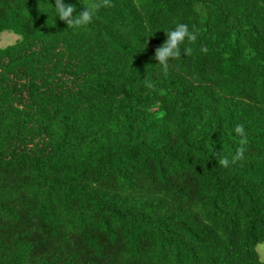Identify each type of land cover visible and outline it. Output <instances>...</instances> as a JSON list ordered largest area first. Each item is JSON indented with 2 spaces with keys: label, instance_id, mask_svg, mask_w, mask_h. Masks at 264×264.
<instances>
[{
  "label": "trees",
  "instance_id": "16d2710c",
  "mask_svg": "<svg viewBox=\"0 0 264 264\" xmlns=\"http://www.w3.org/2000/svg\"><path fill=\"white\" fill-rule=\"evenodd\" d=\"M40 2L0 0V264H262L264 0Z\"/></svg>",
  "mask_w": 264,
  "mask_h": 264
},
{
  "label": "clouds",
  "instance_id": "9594fccd",
  "mask_svg": "<svg viewBox=\"0 0 264 264\" xmlns=\"http://www.w3.org/2000/svg\"><path fill=\"white\" fill-rule=\"evenodd\" d=\"M41 4H45L48 8H45L44 12H47L52 16L55 21V18L66 22L68 28L74 30L80 29L88 26L94 19L97 11L102 6L108 5V0H103V4L97 2V0H81L83 5L82 10H78V5L76 3L68 2V0H41ZM51 9V11H49ZM166 39L162 45L158 46L154 53V59L158 61L162 67V70L167 73L170 67V61L173 59H179L182 57V53L186 56L190 55L192 49L187 46L188 43L195 42L197 40V33L193 30H190L189 25L183 22H174L173 26L165 30ZM183 46V47H182ZM202 51H207L206 48H202ZM234 132L240 135V143L243 145L246 143L244 138V126L236 125ZM231 135V133H229ZM244 149L241 147L237 150L236 155L230 161L228 158L219 159V164H223L225 167L229 166L230 163H234L236 160L243 157ZM264 264V262H262Z\"/></svg>",
  "mask_w": 264,
  "mask_h": 264
},
{
  "label": "rangeland",
  "instance_id": "374dc122",
  "mask_svg": "<svg viewBox=\"0 0 264 264\" xmlns=\"http://www.w3.org/2000/svg\"><path fill=\"white\" fill-rule=\"evenodd\" d=\"M19 37V35L10 32V31H5L0 38V45L1 46H7L10 43H13L17 38ZM257 250L260 254V257L262 260H264V243H261L257 246Z\"/></svg>",
  "mask_w": 264,
  "mask_h": 264
}]
</instances>
